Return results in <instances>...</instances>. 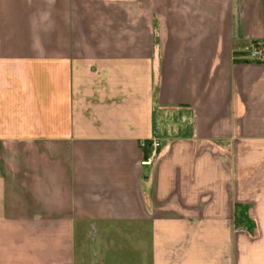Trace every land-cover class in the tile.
I'll use <instances>...</instances> for the list:
<instances>
[{
  "label": "crops",
  "instance_id": "obj_1",
  "mask_svg": "<svg viewBox=\"0 0 264 264\" xmlns=\"http://www.w3.org/2000/svg\"><path fill=\"white\" fill-rule=\"evenodd\" d=\"M156 3L0 0V264H264V0Z\"/></svg>",
  "mask_w": 264,
  "mask_h": 264
},
{
  "label": "built area",
  "instance_id": "obj_2",
  "mask_svg": "<svg viewBox=\"0 0 264 264\" xmlns=\"http://www.w3.org/2000/svg\"><path fill=\"white\" fill-rule=\"evenodd\" d=\"M241 58L247 61L264 62V47L259 44H247L243 47L241 52ZM153 152L151 156H148L144 161V165H152L156 158V149L160 147L161 143L158 139L152 141Z\"/></svg>",
  "mask_w": 264,
  "mask_h": 264
},
{
  "label": "rangeland",
  "instance_id": "obj_3",
  "mask_svg": "<svg viewBox=\"0 0 264 264\" xmlns=\"http://www.w3.org/2000/svg\"><path fill=\"white\" fill-rule=\"evenodd\" d=\"M157 3H156V5H157V9L155 10V11H157V10H159L160 9V5H158V3L160 4V0H155ZM155 8H156V6H155ZM244 61V60H243ZM250 61V60H249ZM250 62H256V61H250ZM257 63H260V62H257ZM262 64H264V62H261Z\"/></svg>",
  "mask_w": 264,
  "mask_h": 264
}]
</instances>
